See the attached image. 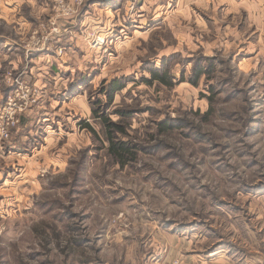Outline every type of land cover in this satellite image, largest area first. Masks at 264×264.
<instances>
[{
    "label": "clouds",
    "instance_id": "1",
    "mask_svg": "<svg viewBox=\"0 0 264 264\" xmlns=\"http://www.w3.org/2000/svg\"><path fill=\"white\" fill-rule=\"evenodd\" d=\"M166 3L167 0H148L143 10L136 8L133 13L135 0H126L122 12L117 15L125 19L131 13V18L137 22L135 27L143 30L149 19L161 14L167 15L168 9L160 6ZM153 4L156 5L155 8ZM44 7L49 9L48 15L52 18L41 20L39 12L33 13L37 17L35 31L42 33L44 40L53 33L57 34L56 38H63L67 34L66 42L80 45L85 54L78 57L74 52L67 56L61 53L56 63L62 70L63 63L70 61V66L75 69L76 74L65 78L58 72L52 76L45 69L44 80L37 84L28 72L27 52L24 51L36 47L35 38L33 37L32 42L24 40L21 29L16 30L19 38L8 37L7 43L21 44L18 51L23 52L25 60L22 62L16 55L11 59L7 55L0 56V62H6L0 67V93L14 83L19 85L18 90L11 93L6 101L0 98V146L12 145L30 152L40 148L41 151L34 159H43L45 153L50 154L51 160L29 170V178L38 172L41 177L39 184L45 188H48L52 181H58L62 182V186L69 192L55 194L59 203L45 207L48 216H40L42 224H38L36 219L31 220V224H37L42 229L38 236H33L28 229H16L14 218L6 219L0 228V264H31L28 259L29 252L36 253L38 248L43 249L39 264H161V261L155 259L154 252L157 246L163 247L173 243L165 236L166 232L179 230L178 225L181 222L198 216L207 221L197 229L202 239L215 224L210 208L214 209V206L226 198L231 204L240 203L237 190L253 182L250 180L253 173L256 176L264 175V130L256 135L255 144L251 147L246 137L237 135L229 141L232 147L227 154L217 153L213 147L217 141H223L225 135L226 126L221 119L202 123L205 118L200 114H186V119L192 122L188 126V134L207 132V147H197L175 133L156 131L157 117L160 115L156 109H160L171 120L170 108L165 102L170 100L171 89L181 78L180 66L185 69L188 67L189 62L185 60V56L199 58L205 51L211 52L223 47L225 50L217 51V56L226 58L229 54L228 45L225 43L210 47L201 43L199 52L195 51L194 47L189 50L186 45L181 50L182 55L168 56L167 53L172 50L169 45H174L175 39L167 26L162 32H152L151 40H147L146 36L142 37L140 31L131 39H127L128 32L125 31L123 36L127 43L115 45L105 40L108 35L106 29L113 26L111 19L101 18L99 14H86L83 23L87 25L88 31L83 37H78L74 31L64 26L77 24L74 17L80 11V3L65 5L63 0H47ZM238 8L248 9L251 22L264 28V0L255 4L242 2L233 5V10ZM101 23L104 24L103 28L100 27ZM195 31V39L199 43L205 35L204 29L201 26ZM213 31H216L215 25ZM116 39L120 40L121 37L118 35ZM82 40L86 41V46L81 43ZM40 46L43 47V44ZM117 48L121 52L120 70L133 71V79L137 82L130 98L124 96L123 92L120 93L124 96L123 107L144 108L145 111L153 112L152 116L136 115L134 120L130 117L125 126L133 133V139L141 141V146L149 142L148 138L153 135L157 140L163 141V147L158 151L156 158H137L131 162L134 169L140 173L137 177H133L128 170V164L125 163L128 158L118 159L110 147L119 145L121 141L118 133L120 125L111 123L112 107L119 105L120 101L118 99L117 105L110 107L108 100L102 95L105 89L97 91L99 80L81 87L79 91H82L83 95L71 104L58 106L56 103L57 99L74 94L65 91L73 79H79L86 73L91 75L94 68H102L100 61L111 60L112 53ZM124 53H127V56ZM142 61L143 68L140 66ZM226 63L229 68L236 66L234 60ZM48 67H51V64ZM157 77L169 87L165 88L163 84H156L155 87L147 89L141 87L145 80L152 83ZM215 79L219 80V77ZM73 88L76 89L77 85L73 84ZM61 92H64V97L59 96ZM89 104L97 113L103 111L106 119L104 128L92 137L91 147H85L86 137L78 140L77 136H69L68 132L72 131L75 121L79 119L86 118V122L96 120L87 107ZM45 116L54 123L55 118L60 116L59 123L62 128L57 130L52 124L43 122ZM64 128L68 131L63 130ZM64 147H68V150L65 151ZM241 153H244L243 157L238 158ZM217 156H223V159H215ZM168 162H171L175 173L167 167ZM118 164H125V167L120 169ZM217 167L222 169L224 175L214 173L213 170ZM145 174L147 182L144 179ZM261 187L264 188V185ZM119 195L126 196L136 205L139 212L138 222L136 216L126 215L121 219L116 214L119 210L114 209L112 204L113 198ZM68 201H73V208H68ZM58 206L64 207L66 211L79 212L80 223L87 230L78 235L92 237L85 245L75 247L66 232L67 226L56 222L62 214L57 212ZM53 213L55 218H52ZM236 215L238 219L230 224L226 231L231 233L228 239L234 238L247 249L246 254L239 255L237 264H264V224L249 220L246 211H240ZM226 219L232 220L231 217ZM146 220L151 222L147 229L144 227ZM117 225L119 227H116ZM156 225L159 227H155ZM97 227L103 229L99 234L96 232ZM48 228H51L50 232ZM253 228L256 231H253ZM112 229L116 232L125 230V241L122 242L117 235L110 237L105 234ZM131 249H137L134 255ZM150 252L153 255L150 256ZM171 259L169 257V260Z\"/></svg>",
    "mask_w": 264,
    "mask_h": 264
},
{
    "label": "rangeland",
    "instance_id": "2",
    "mask_svg": "<svg viewBox=\"0 0 264 264\" xmlns=\"http://www.w3.org/2000/svg\"><path fill=\"white\" fill-rule=\"evenodd\" d=\"M258 0H167L166 4L160 5L168 9L167 15H157L153 19L146 22L145 29L139 30L135 27L137 23L129 14L128 18L121 19L117 13L122 12L126 0H63L65 5L80 3L81 8L74 19L77 24L74 26L65 25V28H70L78 37H83L88 31L87 25L83 23L86 14H99L101 18L111 19L113 26L106 29L108 35L105 40L115 45L127 43L123 33L128 32L127 39H131L137 31L141 32L142 37L146 36L147 40L152 39V32H162L164 27H168L175 39L174 45H169L172 49L167 53L168 56L182 55V49L187 45L189 50L193 47L195 51H200L201 43L208 44L214 47L217 44H227L228 56L226 58L217 56V51L223 52V47L214 51L205 53L201 57L185 56L188 67H181L180 79L171 89V97L168 104L170 108L171 120L168 116L160 112L157 117L156 131L161 133H175L181 136L184 140L194 143L197 147H207L205 137L207 132H201L195 135H189V124L191 121L186 119V114L198 113L205 119L202 123H210L213 119H221L226 126L223 141H217L213 145L217 153L227 154L232 147L229 141L233 140L239 134H242L249 140V146H254L256 135L264 130V28H260L258 24L251 22V17L247 9L238 8L233 10V5H239L242 2L251 4ZM148 0H135L136 8L143 10ZM47 0H0V56L7 55L11 59L14 55L19 56L24 62L25 56L21 48V44H9L7 39L13 36L14 39L19 38L16 34L17 29L23 30V38L26 41L32 42L35 38L36 47L25 49L27 52L28 72L34 77V83H41L44 80V71L55 76L58 72L65 78L72 77L76 74L75 69L70 66V61H65L62 66L56 63L60 54L67 56L71 53L83 56L84 48L74 42H66L67 34L63 38H56L57 34L46 40L43 39V34L35 31L37 17L33 13L39 12L40 19H51L48 15V8L44 5ZM254 4V3H253ZM156 5L153 4V8ZM119 21V22H117ZM247 21V23H246ZM215 25L216 31H213ZM203 27L205 35L198 43L195 39L196 28ZM100 27H104L101 23ZM121 39L117 40L116 37ZM147 42V41H145ZM43 44V47L40 44ZM85 44L86 41H81ZM95 43V41H93ZM131 50V49H129ZM127 56V53H124ZM121 52L117 48L111 56V60L100 61L103 67L100 69H92L91 75L84 74L79 79H73L65 90L68 93H74L67 98L57 99L58 106H67L75 99L83 95L79 91L81 87L93 84L96 80L100 81L97 91L105 89L102 95L108 100V105H117L119 99L120 104L112 107L113 125H120L118 133L121 138L119 145H111L113 152L118 159H128L125 161L128 164V170L133 177L140 175L131 165L132 161L139 159H154L158 151L163 147V141L157 140L153 135L148 138L141 146L139 139H133V133L125 126L127 120L131 117L133 120L136 115L152 116V111H145L144 108L123 107L124 96H129L133 88L137 87V82L133 79L135 73L133 71H121L119 59ZM235 61V67L229 68L226 61ZM6 62H0V67ZM51 64V67L48 65ZM144 67V62L140 65ZM19 71V69L17 68ZM109 73V75H105ZM219 77V80L215 79ZM239 77V79H238ZM126 81V83H125ZM212 81L211 83H207ZM73 84L77 88H73ZM122 85L123 88L112 94L114 85ZM156 84H163L168 88V84L162 83L159 79L149 83L147 80L141 85L147 89L155 87ZM18 84L8 86L2 93L0 98L7 100L9 95L18 90ZM127 89V91H124ZM123 92L124 96L120 93ZM64 92L59 94L64 97ZM91 115L96 117L95 121L86 122V118L75 121L74 128L69 131V136H77L78 140L87 138L85 147H91V140L97 131L104 128L106 119L103 111L97 113L92 110L91 105H87ZM83 111V109H81ZM60 116L53 121H44L52 124L54 129H61L59 123ZM99 121V122H97ZM23 122V121H22ZM167 125V126H165ZM198 127V125H193ZM63 130L68 131L67 128ZM109 133L111 129L108 130ZM62 145H58L60 147ZM120 146L128 148V151L122 152ZM70 147V146H68ZM68 147H64L67 151ZM41 149L37 148L33 151H28L20 147L0 146V228L3 227L6 219L14 218V227L18 230L28 229L33 236L40 235L42 229L37 224H31L32 219H36L38 224H42L40 216H48L45 207L49 204H57L56 193L65 194L69 190L62 186V182L52 181L48 188L39 184L41 179L37 172L35 176L29 178V170L42 166L47 160H51V155L44 154V158H36L37 153ZM203 155V153H201ZM244 153L240 154L242 158ZM215 159H223V156H217ZM67 167V162H65ZM125 164H118V168L123 169ZM168 168L175 173L171 162H168ZM230 167V166H229ZM248 167V165H246ZM215 174L224 175L220 167L215 168ZM145 182L147 176L145 174ZM252 183L247 186H241L239 192L240 203L231 204L226 198L218 205L210 208L213 211L212 219L215 224L211 231L204 234L200 238V233L197 231L202 225L206 224V220H201L198 216H193L187 222H181L178 229H173L165 233V236L173 241L172 244H167L163 247L157 246L154 252L155 259L161 261V264H217L215 258L218 254L224 255L238 261L239 255H244L247 252L245 246L239 244L238 241L228 239L231 235L226 231L227 227L235 222L238 217L237 213L246 211L249 220L259 221L264 224V175L256 176L254 173L250 176ZM31 185V187H29ZM59 185V186H57ZM33 197H40L33 199ZM112 207L118 209L116 213L121 219L126 215L136 216L139 220V212L136 205L126 196L119 195L113 198ZM68 208H73V201H68ZM57 212L62 213L57 223L65 224L66 232L69 238L73 241L75 247L85 245L89 237H80L78 234L87 229L80 223V215L77 210L66 211L64 207H57ZM90 215V214H89ZM231 217L232 220L226 219ZM55 218V213L53 217ZM169 223L172 221L170 219ZM151 225L150 221H144L145 229ZM107 227V225L105 226ZM116 227H119L118 225ZM155 227H159L156 225ZM51 231V228H48ZM103 231L97 227L96 232L99 234ZM253 231H256L253 228ZM108 236L117 235L123 242L127 237L125 230L121 229L116 232L112 229L105 233ZM264 234V233H262ZM186 245V246H183ZM133 255L137 249H131ZM258 251V250H257ZM43 249L38 248L36 253L29 252L28 259L31 264H39V256ZM149 255H153L152 252ZM169 257L172 259L169 260ZM148 257H145L147 259ZM219 259V258H218ZM230 261V260H229ZM86 264V262H85ZM103 264V262H101ZM228 264V263H227Z\"/></svg>",
    "mask_w": 264,
    "mask_h": 264
},
{
    "label": "crops",
    "instance_id": "3",
    "mask_svg": "<svg viewBox=\"0 0 264 264\" xmlns=\"http://www.w3.org/2000/svg\"><path fill=\"white\" fill-rule=\"evenodd\" d=\"M259 2V0L258 1H256V2H251V4H255V3H258ZM248 10V9H247ZM248 12H249V10H248ZM249 15H250V17H251V14H250V12H249ZM219 258V259H218ZM217 261L216 262H218L217 264H237V260L235 261L234 259H230L229 257H227V258H225L224 257V255H221L220 256V254H218V257L217 258H215ZM230 260V261H229Z\"/></svg>",
    "mask_w": 264,
    "mask_h": 264
},
{
    "label": "trees",
    "instance_id": "4",
    "mask_svg": "<svg viewBox=\"0 0 264 264\" xmlns=\"http://www.w3.org/2000/svg\"><path fill=\"white\" fill-rule=\"evenodd\" d=\"M157 79H159V78L157 77ZM159 80H160V79H159ZM160 81H161L162 83H164V81H162V80H160ZM164 84H167V83H164ZM122 88H123L122 85H119V84L114 85V88L112 89V94L115 93L116 91L122 89ZM165 126H167V125H165ZM120 150H121L122 152H126V151H128V148H127V147H124V146H120Z\"/></svg>",
    "mask_w": 264,
    "mask_h": 264
}]
</instances>
